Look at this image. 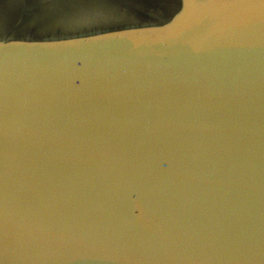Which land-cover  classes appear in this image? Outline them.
<instances>
[{"label": "water", "instance_id": "water-1", "mask_svg": "<svg viewBox=\"0 0 264 264\" xmlns=\"http://www.w3.org/2000/svg\"><path fill=\"white\" fill-rule=\"evenodd\" d=\"M0 264H264V0H0Z\"/></svg>", "mask_w": 264, "mask_h": 264}]
</instances>
